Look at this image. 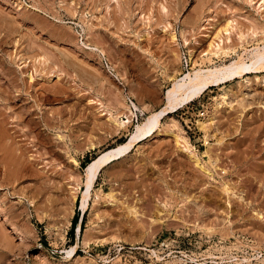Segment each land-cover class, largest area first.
<instances>
[{"label":"rangeland","instance_id":"rangeland-1","mask_svg":"<svg viewBox=\"0 0 264 264\" xmlns=\"http://www.w3.org/2000/svg\"><path fill=\"white\" fill-rule=\"evenodd\" d=\"M261 3L0 0V264H264V68L162 118L82 203L86 166L175 80L264 44Z\"/></svg>","mask_w":264,"mask_h":264},{"label":"bare ground","instance_id":"bare-ground-1","mask_svg":"<svg viewBox=\"0 0 264 264\" xmlns=\"http://www.w3.org/2000/svg\"><path fill=\"white\" fill-rule=\"evenodd\" d=\"M261 6L263 7V11H264V0H262ZM228 26H230V22H227V24L223 28V30L226 31L228 29ZM216 37L218 38V34H216ZM171 38L172 39L175 38L174 33H171ZM209 46H212V44H209ZM212 47L214 49V51H213L214 54L223 53L226 49L219 42L213 44ZM262 68H264V44L261 46H255L251 50H249L248 60H245L244 58H238V59L231 60L229 63H225V64H221V65H214V66H210L207 68H203V67L197 68L191 72H186L183 76H181L180 78L175 80L172 83L171 87L167 90L166 95H165L166 102L160 109L149 113L140 123H137L134 126V129L127 135V139L125 142L117 144L115 147H112V148L108 149L107 151L101 153L97 158H95L91 163H89L86 166L85 172H84V180H83V183L85 186V195L82 198V203H83L84 207L88 203L90 191H91L98 175L100 174V172L105 167L110 165L111 163L118 161L121 158L128 155V153L132 150V148L135 145L151 139L155 135V133L159 131V127H160V123H161L162 118L168 116L169 113L176 111L181 105L187 104V103L193 101L195 98L199 97L203 92H205L211 86L223 84L225 82H228L233 77H236V76L242 77L243 74H247L249 72H254V73L260 72L262 70ZM221 98H222V101L218 102L220 99L217 100V102H218L217 106L221 105L224 102V100L227 101V99H226L227 97L225 96V94L222 95ZM216 99H215V101H216ZM228 99H229V96H228ZM24 106H22V107H24ZM134 109L137 110L138 108L134 105ZM20 111H21V113L25 112L23 110H20ZM134 111L132 109L128 110V113H125V115L121 116V118L118 117L116 115V113H115V115H116L115 116V115H113L114 113L111 114L110 112H108L107 119L112 121L113 124L119 128L121 126H125V124L130 121V116L134 115ZM17 116H20V115H16V117ZM206 118H205V120H203V118H202V121H200L201 128H204L206 126V124L208 123V122L206 123ZM12 120H13V118H12ZM27 127L29 128V126H27ZM7 128H9V127H7ZM2 129H3V127H2ZM1 131H3V130H1ZM7 134H10V133H7ZM0 136H1L0 137L1 139L6 138L5 132H2ZM11 138H12V136H11ZM11 138L9 136V139H11ZM175 138H176V143H178V141H179L178 136L175 135ZM183 141H185V140H183ZM9 142H11V141L8 140V143ZM0 143L2 144V141ZM4 145H5V143H3L2 146H4ZM183 147L187 148L190 151V147L188 145H183ZM6 148L5 149L3 148L5 155L6 154L9 155L10 153L7 152L8 149L6 151ZM12 150L15 151L14 149H12ZM10 152H11V150H10ZM17 153H15V156H17L16 158L18 159L20 157H18L19 155ZM189 153H190L191 157H194L191 151ZM7 155H6V157H7ZM10 155H12V154H10ZM20 156H21V154H20ZM10 157H12L11 158L12 160L13 159H14V161L16 160V158H14L13 156H9L8 160L10 159ZM5 161L6 160H4V162ZM10 161L11 160H9L8 162H10ZM16 161L19 162L18 160H16ZM73 161L75 163H77V161H75V160H73ZM195 161L197 162L196 159H195ZM17 162H15L13 164V167H12V165L10 167L14 168L16 166ZM6 164L10 165L12 163L6 162ZM19 164H20V162L18 163L17 167H15V168H17V170H18V167L20 166ZM8 165H6V166H8ZM24 168H26V167H24ZM14 169H12V171H13L12 174L16 170V169L15 170ZM22 169H23V167H22ZM18 171H21V170L19 169ZM15 174H13V177ZM73 252H74V247H71L69 250H66V253L68 254V256H72Z\"/></svg>","mask_w":264,"mask_h":264},{"label":"trees","instance_id":"trees-1","mask_svg":"<svg viewBox=\"0 0 264 264\" xmlns=\"http://www.w3.org/2000/svg\"><path fill=\"white\" fill-rule=\"evenodd\" d=\"M77 221V213L73 216L72 222H71V229L70 232H72V229Z\"/></svg>","mask_w":264,"mask_h":264},{"label":"crops","instance_id":"crops-1","mask_svg":"<svg viewBox=\"0 0 264 264\" xmlns=\"http://www.w3.org/2000/svg\"><path fill=\"white\" fill-rule=\"evenodd\" d=\"M102 149H104L103 146H101V148H98V146H97V152L100 151V150H102ZM97 152H96V154H97Z\"/></svg>","mask_w":264,"mask_h":264},{"label":"built area","instance_id":"built-area-1","mask_svg":"<svg viewBox=\"0 0 264 264\" xmlns=\"http://www.w3.org/2000/svg\"><path fill=\"white\" fill-rule=\"evenodd\" d=\"M183 59H184V62H186V61H187V59H186V56H184V57H183Z\"/></svg>","mask_w":264,"mask_h":264}]
</instances>
